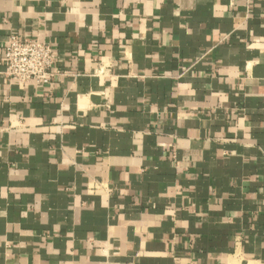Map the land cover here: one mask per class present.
Instances as JSON below:
<instances>
[{"label": "crops", "instance_id": "crops-1", "mask_svg": "<svg viewBox=\"0 0 264 264\" xmlns=\"http://www.w3.org/2000/svg\"><path fill=\"white\" fill-rule=\"evenodd\" d=\"M0 264H264V0H0Z\"/></svg>", "mask_w": 264, "mask_h": 264}, {"label": "built area", "instance_id": "built-area-1", "mask_svg": "<svg viewBox=\"0 0 264 264\" xmlns=\"http://www.w3.org/2000/svg\"><path fill=\"white\" fill-rule=\"evenodd\" d=\"M2 56L5 75L22 84H46L57 73V54L45 42L11 35Z\"/></svg>", "mask_w": 264, "mask_h": 264}]
</instances>
